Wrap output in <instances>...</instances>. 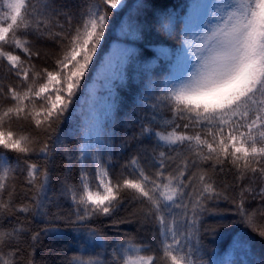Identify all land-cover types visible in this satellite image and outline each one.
Listing matches in <instances>:
<instances>
[{"label": "snow or ice", "instance_id": "obj_1", "mask_svg": "<svg viewBox=\"0 0 264 264\" xmlns=\"http://www.w3.org/2000/svg\"><path fill=\"white\" fill-rule=\"evenodd\" d=\"M125 6L126 0H87L83 7L73 0H0V62L6 72L0 77V99L7 102L0 106V149L17 153L12 161L0 152V264H36V243L59 231H34L32 251L25 252L20 247L25 228L19 218L8 220L17 213L60 218L58 211L50 212L60 205L49 196L48 166L56 152L66 157V175L73 164L80 169L78 186L66 179L60 188L73 206L70 223L100 216L124 222L117 214L125 210L131 192L129 202L139 201L142 221L158 225V247L123 239L114 245L107 264H233L237 252L250 254L247 235L234 233L224 257L213 260L205 258L202 233L219 239L220 229L239 224L264 239V0H213L194 40L187 23L180 40L174 12L161 13L156 17L158 30L175 36L181 50L159 49L157 59L168 61L159 76L152 72L156 60L142 62L137 49L121 46L97 71L111 17ZM135 7L145 8V0H137ZM151 30L148 20L123 19L118 26V34L129 41ZM147 46H153L151 41ZM53 58L51 69L38 66ZM130 64L141 87L134 90L136 108L128 126L139 131L126 134L121 148L131 144L137 154L114 180L107 166L114 147L112 125L123 103L117 89L127 85ZM93 73L89 85L86 76ZM74 113L81 117L72 130L78 144L69 150L59 126ZM13 121L31 123L38 134L13 129ZM158 126L163 130L154 131ZM145 138L154 141L150 150L141 147ZM139 152H150L148 165ZM21 162L35 194L29 203L18 205L13 200L15 185L9 188V181H14ZM146 166L155 172L147 173ZM254 200L259 203L252 205ZM220 201L233 206L231 219H224ZM208 216L219 219L209 225ZM102 239L95 229L87 231L89 245ZM71 264L102 262L74 258Z\"/></svg>", "mask_w": 264, "mask_h": 264}, {"label": "trees", "instance_id": "obj_2", "mask_svg": "<svg viewBox=\"0 0 264 264\" xmlns=\"http://www.w3.org/2000/svg\"><path fill=\"white\" fill-rule=\"evenodd\" d=\"M73 2L80 7L87 4V0H73ZM94 3H99L100 0H93ZM137 0H126V6L122 11H119V15L111 17V23L109 30L105 34V42L102 44L103 51L98 53L100 57L99 63H97V70L99 64L103 62L105 55L109 51L113 41L119 39L118 26L125 17H132L138 20H148L152 23V30L147 33H142L141 38L134 42L135 49L138 50V59L142 62L156 60V65L153 67L152 72L154 76H159L161 68L168 62L159 58L157 59L156 53L148 48V44L151 41L152 45H169L173 48H177L180 45V41L175 36L169 38L165 33L160 32L159 25L156 21V17L161 13L174 12L177 18L176 31L180 35L182 40V26L181 17L185 14L186 9L189 5V0H145L146 7L137 9L135 7ZM103 7V6H102ZM110 12L116 13L118 10L110 9ZM54 65V58L48 60H41L39 67L47 66L52 68ZM86 76L88 83L93 78ZM5 63L0 62V77H5ZM136 69L135 66L130 64L127 68V85L117 89L118 94L121 96L123 103L119 106L114 114V124L112 125V132L114 133L113 139V152L112 159L109 167V174L115 180L120 178L122 166L128 162L129 158L137 154V150L133 145L121 148L123 139L132 135L134 132H138L137 126H128V116L133 113V109L136 108L135 104V89H139L141 84L136 82ZM143 79V77H141ZM9 79H4V83H8ZM83 86V85H82ZM7 102L0 99V106H3ZM79 108V105H77ZM137 111H140L137 109ZM80 115L74 113L73 118L66 120L59 126V132L63 137L64 144L69 150L74 149L78 140L76 136L72 134V130L80 122ZM13 129L23 128L25 134L31 131L33 136L38 134V130H35L33 125L29 122L17 123L13 121ZM162 127H155L154 131H161ZM170 130V129H169ZM39 138L43 140V133H39ZM134 144V142H133ZM154 145V141L144 139L142 148H148L149 150ZM0 152H4L10 160L15 161L17 153L9 152L4 149H0ZM143 164L148 165L150 160V152L146 156L145 153L139 152ZM33 161H37L38 157L35 155L31 156ZM42 164L43 162L40 161ZM206 167V166H205ZM25 166L21 162L20 169L15 174L14 181H9V188L14 183L15 194L13 200L16 204H27L31 197L35 194V190L31 185L27 184L26 181V170ZM49 196L57 201L60 208L57 210L55 207L50 208V212H59L58 219H54L53 215L49 214L46 217H33L31 213H17L16 215L9 216L8 220L16 221L19 218V222L22 227L25 228V232L21 235L20 247L25 252H31L32 249L29 245L32 243L31 236L34 231H39L45 228H55L59 231L49 236L42 237L35 247L34 259L36 264H71L74 260H100L102 264H107V261L112 259V249L114 245L123 239H132L141 246H147L155 249L158 247L157 241L159 239L158 225L155 223H145L141 218V209L139 201L129 202L132 197V193H127L128 200L125 201V210L117 214L118 219H122L124 222L114 223L112 217H94L82 224L70 223V219H74L71 216L73 206L71 200L66 196L60 195L61 183L68 180L73 185H79V165L73 164L70 174H67L66 169V157L63 152H56L53 154L52 162L49 163ZM127 171V170H125ZM145 171L149 174L154 173L155 169L150 166L145 167ZM167 171V170H166ZM89 172H92L91 166H89ZM231 180V176H228ZM217 183H220L221 177H216ZM37 184L40 183L38 178ZM252 205H256L259 201H252ZM219 209L224 211L225 220L232 218L233 206L226 203L225 201L219 202ZM219 217L208 216L206 217L207 223L213 225ZM89 229H95L96 232L103 238L101 241L92 242L91 245L87 243V231ZM243 232L251 240L250 254L244 255L240 252L236 253L233 264H242V261L247 259L250 264H258L259 261L264 259V239L259 237L257 233L252 232L251 229L246 228L243 225H233L228 228L220 229L221 236L219 239H213L210 233L204 232L201 235V239L206 248L205 258L212 257L213 260L222 259L225 253L228 251L231 243V238L234 233ZM84 247L88 250L81 252L80 249ZM15 250V249H12ZM157 255L156 252L149 253Z\"/></svg>", "mask_w": 264, "mask_h": 264}, {"label": "rangeland", "instance_id": "obj_3", "mask_svg": "<svg viewBox=\"0 0 264 264\" xmlns=\"http://www.w3.org/2000/svg\"><path fill=\"white\" fill-rule=\"evenodd\" d=\"M213 0H189V7L187 9V12L185 15H183L182 17V21H183V37L184 38V33H185V29H186V23L187 25L190 27L191 32L193 33L192 35V39H195V33L200 31L199 25L201 24V22L205 19V17L211 12V6H212ZM194 5H201L203 7L199 8V9H194ZM126 19H133L131 17H128ZM122 37V36H121ZM127 38L122 37V40L115 42L112 46L111 49L109 51V53L106 55L105 58H107V56L112 53L113 49L117 46H121V47H131L134 48L133 45V41H129ZM160 48H166L168 49L169 52L175 53L176 51H180L181 47L179 46L176 49H172L169 46H164V45H157L154 47V51L156 52V54L158 55L159 53V49ZM161 58H164L161 56ZM165 59V58H164ZM95 77V75H94ZM94 81V80H93ZM92 81V83H93ZM91 83V84H92ZM100 95H104L103 92L99 93Z\"/></svg>", "mask_w": 264, "mask_h": 264}]
</instances>
